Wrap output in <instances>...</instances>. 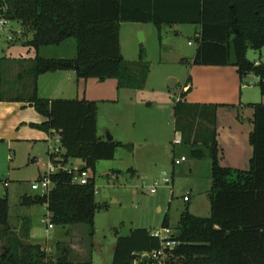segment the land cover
I'll use <instances>...</instances> for the list:
<instances>
[{
    "label": "trees",
    "instance_id": "16d2710c",
    "mask_svg": "<svg viewBox=\"0 0 264 264\" xmlns=\"http://www.w3.org/2000/svg\"><path fill=\"white\" fill-rule=\"evenodd\" d=\"M0 20L26 27L32 33L27 46L35 52L30 68L17 75L18 81L24 75L31 77V84L11 98L2 90L0 76V102L33 106L46 120L33 126L47 134L52 130L60 133L62 164L80 160L79 171H91L93 176L97 163L113 160L124 145L97 136L96 102L40 99L37 79L47 73L71 71L78 80H115L117 89L141 90L149 73L146 54L140 48L136 63L123 58L119 43L122 23L153 24L159 33L162 26H200L192 64L233 66L241 81L253 74L264 96V64L254 66L246 57L248 50L264 49V0H0ZM69 39L76 42L74 59L38 56L41 47L58 46ZM189 83L190 77L185 86ZM188 91L173 105L175 133L180 135V145L190 147L192 158L210 160V216H193L187 208L181 213L172 233L178 245L167 252L165 264H264V104L252 107L249 169L223 168L216 140L218 105L187 103ZM50 179L53 187L47 195L22 196L20 206H46L51 226L83 225L92 234L98 210L94 177L87 185L73 184V174L67 172ZM9 210L7 196L0 198V264H52L40 245L26 243L28 226L11 227ZM24 223L28 225V220ZM162 228L170 229L167 215ZM159 248V239L147 230H133L117 239L112 264H133L141 253ZM55 264L92 262L60 257Z\"/></svg>",
    "mask_w": 264,
    "mask_h": 264
},
{
    "label": "rangeland",
    "instance_id": "374dc122",
    "mask_svg": "<svg viewBox=\"0 0 264 264\" xmlns=\"http://www.w3.org/2000/svg\"><path fill=\"white\" fill-rule=\"evenodd\" d=\"M199 31L197 25L182 24L162 26L159 33L153 24L122 23L119 43L123 58L136 63L140 48L145 51L149 65L145 85L133 97L126 94L118 101L117 94L110 95L102 89L108 80L87 79L90 82L88 92L97 98L91 102L106 100L96 103L97 136L103 141L110 136L114 142L124 145L116 150L113 160L97 163L94 176L91 171L87 172L89 177H94L98 205L92 234L83 225L50 227L46 206L22 207L19 204L22 196L40 195L31 185L50 163L52 151L48 144H37L31 150L26 143L11 148L0 142V198H8L9 224L13 228L28 226L26 243L40 245L50 263L55 264L60 257H65L70 262L112 264L117 239L129 236L133 230L159 232L167 215L174 233L186 208L193 216H210V160H196L191 157L189 146L173 144L177 137L174 102L180 99L189 77L194 87L197 84L199 91L209 93L208 98L222 93L227 98L224 102L231 103L235 98L239 104L242 93V106L247 109L264 104V96L253 74H248L241 82L238 80L235 89L218 76L203 78L194 73L190 76L189 69L198 46L195 37ZM31 38L32 33L20 22L6 21L4 30H0V76L2 90L8 97L22 94V88L32 82L27 75L17 80L19 73L30 68V58L35 56L26 44ZM40 51L39 57L44 59L71 60L76 57V42L69 39ZM246 57L253 63L264 62V49L248 50ZM197 91L190 98L185 96L187 103L195 104L200 97ZM35 156L39 163L34 160ZM181 157L186 160L176 165L175 161ZM82 166L80 160L73 159L64 167L80 170ZM164 177L170 179L169 184L162 183ZM155 184L156 193H150ZM26 220L28 225L24 223Z\"/></svg>",
    "mask_w": 264,
    "mask_h": 264
},
{
    "label": "crops",
    "instance_id": "0c3cea01",
    "mask_svg": "<svg viewBox=\"0 0 264 264\" xmlns=\"http://www.w3.org/2000/svg\"><path fill=\"white\" fill-rule=\"evenodd\" d=\"M27 43L28 41L26 44ZM41 48L37 51L38 56L40 55ZM33 58H30V60ZM198 68L201 69L199 70ZM189 73L190 76L192 73H194L196 76H204L203 78H206L207 76H218L224 79V81H228L229 86L232 85L233 89L236 88V83L238 80L241 82L237 70L233 66L218 67L192 65L189 69ZM104 84L107 85L103 86L102 89L110 95H112L111 93L113 92L117 94L118 101L120 97L122 98V96H126V94L129 97H133L135 92L140 91L117 89V83L115 80H108ZM89 85L90 82L88 80L85 82L78 80L74 72L71 71L47 73L40 75L37 79V96L40 99L45 100H71V97H75V99L78 100L82 99L86 101H93L97 98L91 96V94L88 92ZM196 87L199 86L196 84ZM196 87H194L193 80L190 79V83L187 86H184L182 93H185L187 90H189L185 96L190 98L193 94H195L194 92L198 90L197 94H200V97L195 100V104L218 105L216 112V140L219 149L220 166L223 168L247 171L249 169V164L252 157V147L249 144V135L252 131V108L247 109L242 106V93H240L239 96V104H236L235 98L233 99V102L226 103L224 101L227 98H225L226 96H224L222 93L220 95L215 93V95H212V97L210 96V98H208L209 93H204V91L201 92L199 91V88L197 89ZM220 89L222 90L225 88L220 87ZM115 90H117V92ZM217 97H221L220 99H222V102L217 100ZM97 101L105 102L106 100L102 99ZM45 121V118L38 114L33 106L26 102H16L12 100L1 101L0 142L6 143L11 148L17 146V144L26 143L28 146H30L31 150L34 149L37 144H45L47 143L48 134L33 126L40 125ZM34 160L39 163L38 156H35ZM15 228L18 229L17 227Z\"/></svg>",
    "mask_w": 264,
    "mask_h": 264
},
{
    "label": "built area",
    "instance_id": "2783aa9c",
    "mask_svg": "<svg viewBox=\"0 0 264 264\" xmlns=\"http://www.w3.org/2000/svg\"><path fill=\"white\" fill-rule=\"evenodd\" d=\"M4 27H5V21L0 20V30H4ZM261 64H264V62H260V61L255 62L254 66H259ZM47 144H48V149L52 151V153L50 154V163L47 166V168L44 170L43 174L39 177V179L36 182L32 183L31 189L33 191H39L40 196L47 195L48 192L53 187L50 177L58 172H67L69 174L72 173L73 184L87 185L89 183V179L91 177L88 176L87 173L88 171L80 172L79 170L66 169L64 167L65 165L62 164V156L64 154V150L61 147V137L59 132L52 130L50 133H48ZM173 144L176 146H179L181 144L180 135H177ZM185 160L186 159L184 157H181L179 160L175 161V164L178 165L184 162ZM162 183L167 185L170 183V179L164 177L162 179ZM4 185L7 186L6 183ZM156 185L157 184H155L150 189L149 191L150 193L153 194L156 193L157 190ZM43 222H45L44 219ZM50 227L52 226L50 225ZM151 236L159 239L160 248L152 252L141 253L140 255L137 256L133 264H165L167 252L172 251L178 245V243L172 239L173 234L169 228L162 229L159 232H155L151 234Z\"/></svg>",
    "mask_w": 264,
    "mask_h": 264
},
{
    "label": "water",
    "instance_id": "95a60500",
    "mask_svg": "<svg viewBox=\"0 0 264 264\" xmlns=\"http://www.w3.org/2000/svg\"><path fill=\"white\" fill-rule=\"evenodd\" d=\"M139 36L141 37V34H139ZM140 40L142 41V38ZM106 141H112V138L110 136H107Z\"/></svg>",
    "mask_w": 264,
    "mask_h": 264
}]
</instances>
